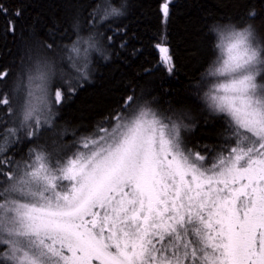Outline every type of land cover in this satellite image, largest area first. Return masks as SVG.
Masks as SVG:
<instances>
[{"label":"snow or ice","instance_id":"snow-or-ice-1","mask_svg":"<svg viewBox=\"0 0 264 264\" xmlns=\"http://www.w3.org/2000/svg\"><path fill=\"white\" fill-rule=\"evenodd\" d=\"M66 3L67 28L54 23L39 40L24 0L11 16L0 0V42L12 36L23 51L18 74L0 65V264H264V49L248 43L264 39V10L246 12L252 22L242 33L231 22L210 29L223 58L201 81L234 78L207 83L197 98L209 115L224 114L246 147L209 167L181 137L198 127L191 115L170 109L166 139L155 101L135 94L119 98L109 128L75 140L70 157L54 159L39 143L56 110L91 82L94 57L119 58L109 51L117 37L120 51L128 44V28L111 26L125 15L119 0ZM162 16H170L168 3ZM153 47L156 67L174 75L167 42ZM20 153L31 163H17Z\"/></svg>","mask_w":264,"mask_h":264},{"label":"trees","instance_id":"trees-1","mask_svg":"<svg viewBox=\"0 0 264 264\" xmlns=\"http://www.w3.org/2000/svg\"><path fill=\"white\" fill-rule=\"evenodd\" d=\"M9 16L22 7L21 0H4ZM169 4L168 18L162 16V6ZM125 15L116 18L112 27H127L126 50L120 51L116 44L109 51H119V58L113 56L105 62L94 57L91 82L84 83L74 97L56 111L55 124L60 126L58 139L62 144H73L81 136H90L97 127H106V118L122 110L118 100L122 96L135 94L143 100L155 101L152 107L163 117L173 116L170 109H179L194 118L198 125L195 132H185L188 148L201 155L227 152L238 140L227 131L224 114L212 116L204 112L197 98L207 83H219V77L202 82L209 65L219 60L222 53L214 47L215 34L210 29L218 23H234L242 26L246 12L255 8L264 10L262 0H119ZM26 23L36 24V38L46 39L54 23L67 28V16L71 13L66 0H24ZM39 18L35 20V18ZM14 18V17H13ZM4 17L0 16V24ZM166 20V22H164ZM259 24L260 21H255ZM111 35V33H108ZM19 33H17V37ZM16 39V43H13ZM28 39V33H25ZM167 42L174 58L176 72L168 76L164 68H157L158 50L154 44ZM67 42V41H65ZM20 41L9 36L0 42V65L18 74L20 57L23 54ZM134 49H138L132 55ZM145 69H152L144 75ZM200 84L201 89L195 85ZM129 85L131 86L129 88ZM140 100L138 102H143ZM179 101V103H177ZM136 105H133L135 108ZM82 129H88L87 132ZM75 133V135H74ZM207 146L208 151H204ZM26 153L14 157L24 158Z\"/></svg>","mask_w":264,"mask_h":264},{"label":"rangeland","instance_id":"rangeland-1","mask_svg":"<svg viewBox=\"0 0 264 264\" xmlns=\"http://www.w3.org/2000/svg\"><path fill=\"white\" fill-rule=\"evenodd\" d=\"M223 58V57H222ZM222 63V61H221ZM233 75L232 74H229V73H224V74H220V77H219V84H227L229 83L232 79H233ZM258 83H264V81H259L258 80ZM130 111V110H129ZM123 114H127V112L123 113ZM158 120H160V124L163 125L164 127V130H165V138L168 139L170 138V136L168 135V129L171 127V125H169L167 119H165L162 115H159L156 117ZM54 120H55V117H54ZM160 125H158L159 127ZM109 126H106L104 128H109ZM58 134H61V130H60V126L59 125H56L55 122H54V126L52 128L51 131H48L44 134L43 136V139L41 141H39V143L41 144H44L48 147L49 151L53 154V157L54 159H59L65 152H68V156L70 157L71 156V151H76V149H71V151H69V149L71 148V145H65V144H62L60 142V140L58 139ZM181 137L183 138L184 140V143H185V147L190 150L188 148V141H187V136L185 135V132L184 130H181ZM246 147V138L245 137H241L237 144L236 145H233L231 146L227 152H214V155H210V154H205V155H202L204 157L207 158L208 160V166L211 167L213 166V164H216L218 165L219 164V160L220 159H226L227 157H229L231 155V150L234 149V148H245ZM191 151V150H190ZM193 153V151H191ZM193 154H196V153H193ZM201 155V154H200ZM31 163V161L28 160L27 158V155H25L24 158L20 159L18 161V163ZM68 254V253H66Z\"/></svg>","mask_w":264,"mask_h":264},{"label":"clouds","instance_id":"clouds-1","mask_svg":"<svg viewBox=\"0 0 264 264\" xmlns=\"http://www.w3.org/2000/svg\"><path fill=\"white\" fill-rule=\"evenodd\" d=\"M248 27V24H244L242 26H237L236 31L237 32H244V30ZM248 43L252 46L257 48L258 51L264 49V39H260L258 42H253L251 39H249ZM264 59V56L261 57Z\"/></svg>","mask_w":264,"mask_h":264}]
</instances>
